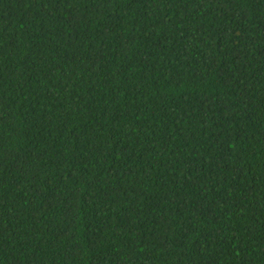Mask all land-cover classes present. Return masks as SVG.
<instances>
[{"label": "trees", "instance_id": "16d2710c", "mask_svg": "<svg viewBox=\"0 0 264 264\" xmlns=\"http://www.w3.org/2000/svg\"><path fill=\"white\" fill-rule=\"evenodd\" d=\"M0 264H264V0H0Z\"/></svg>", "mask_w": 264, "mask_h": 264}]
</instances>
